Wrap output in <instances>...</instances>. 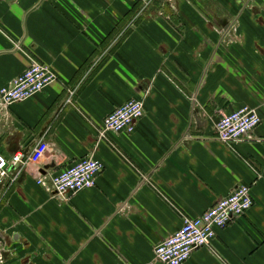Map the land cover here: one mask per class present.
Instances as JSON below:
<instances>
[{"label":"crops","instance_id":"0c3cea01","mask_svg":"<svg viewBox=\"0 0 264 264\" xmlns=\"http://www.w3.org/2000/svg\"><path fill=\"white\" fill-rule=\"evenodd\" d=\"M33 61L57 79L0 106V148L48 147L0 182V264H163L154 246L242 184L252 206L182 264H264V0H0V88ZM130 99L134 130L100 137ZM244 105L260 123L219 141ZM86 156L94 186L50 188Z\"/></svg>","mask_w":264,"mask_h":264},{"label":"built area","instance_id":"2783aa9c","mask_svg":"<svg viewBox=\"0 0 264 264\" xmlns=\"http://www.w3.org/2000/svg\"><path fill=\"white\" fill-rule=\"evenodd\" d=\"M141 1L149 4L152 0ZM56 79V73L51 66L33 61L8 85L0 88V106L5 108L16 101L25 100L42 91ZM143 112L141 100H127L104 117L99 136L103 137L108 131L131 133L136 120ZM259 123L260 117L256 109L244 105L218 117L214 122L215 137L224 143H235L246 138ZM47 147L46 142L40 141L27 156L16 152L10 158H7L0 148V182L9 175L12 168L21 167L26 160L37 162ZM102 169L103 163L100 160L91 156L82 157L59 172L51 174L50 188L57 194H65L92 187ZM37 182L43 184L44 180L39 178ZM252 204L251 186H236L201 214L184 218L176 231L154 246L155 259L163 264L184 263L193 250L210 245L217 228L225 227L244 214Z\"/></svg>","mask_w":264,"mask_h":264}]
</instances>
